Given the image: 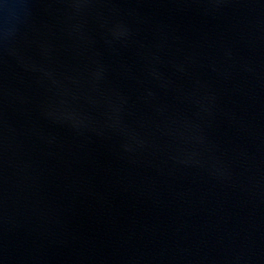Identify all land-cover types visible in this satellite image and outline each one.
<instances>
[{
	"label": "water",
	"instance_id": "95a60500",
	"mask_svg": "<svg viewBox=\"0 0 264 264\" xmlns=\"http://www.w3.org/2000/svg\"><path fill=\"white\" fill-rule=\"evenodd\" d=\"M0 264H264V0H0Z\"/></svg>",
	"mask_w": 264,
	"mask_h": 264
}]
</instances>
